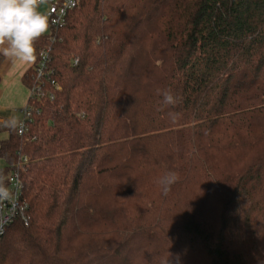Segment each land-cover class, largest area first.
<instances>
[{
    "label": "trees",
    "instance_id": "1",
    "mask_svg": "<svg viewBox=\"0 0 264 264\" xmlns=\"http://www.w3.org/2000/svg\"><path fill=\"white\" fill-rule=\"evenodd\" d=\"M48 30L23 84L46 50L51 98L0 125L28 217L0 264H264V0H80Z\"/></svg>",
    "mask_w": 264,
    "mask_h": 264
},
{
    "label": "clouds",
    "instance_id": "2",
    "mask_svg": "<svg viewBox=\"0 0 264 264\" xmlns=\"http://www.w3.org/2000/svg\"><path fill=\"white\" fill-rule=\"evenodd\" d=\"M42 2L43 0H0V56L7 61L30 64L35 60V43L49 27L47 16L38 10ZM162 94L164 104L178 103V98L171 90H165ZM169 115L175 119V114ZM178 180L177 172H167L159 180L163 193L167 194Z\"/></svg>",
    "mask_w": 264,
    "mask_h": 264
},
{
    "label": "built area",
    "instance_id": "3",
    "mask_svg": "<svg viewBox=\"0 0 264 264\" xmlns=\"http://www.w3.org/2000/svg\"><path fill=\"white\" fill-rule=\"evenodd\" d=\"M80 0H43L41 4L46 5L44 15L47 16L48 28H61L65 25L66 17L73 9L78 7ZM40 4V5H41ZM48 61L47 51H42L39 55V61L34 68L35 85L29 90V96L34 92L40 96L48 95L51 98L50 91H44L43 84L53 85L50 80L48 71L46 70V62ZM58 89L57 85H54ZM29 98V97H28ZM37 113L30 105L26 104L21 110V119L16 123V132L19 136L25 135L27 126L31 122L32 115ZM24 158L22 161H25ZM23 170L19 166L8 176V185L6 188H0V239L6 228L18 220L23 225H27L28 217L26 214V204L22 200V182L20 180V172Z\"/></svg>",
    "mask_w": 264,
    "mask_h": 264
},
{
    "label": "crops",
    "instance_id": "4",
    "mask_svg": "<svg viewBox=\"0 0 264 264\" xmlns=\"http://www.w3.org/2000/svg\"><path fill=\"white\" fill-rule=\"evenodd\" d=\"M38 10L44 14L46 5H39ZM48 32L49 30L44 34ZM33 62L30 64L19 61L12 63L0 56V125L6 121L17 123L21 119L20 112L27 104L29 97V90L23 84V76L32 67ZM6 138L7 133L0 131V142ZM2 164L0 169L5 166L3 161Z\"/></svg>",
    "mask_w": 264,
    "mask_h": 264
},
{
    "label": "rangeland",
    "instance_id": "5",
    "mask_svg": "<svg viewBox=\"0 0 264 264\" xmlns=\"http://www.w3.org/2000/svg\"><path fill=\"white\" fill-rule=\"evenodd\" d=\"M2 164V161L0 160V165ZM3 165V164H2Z\"/></svg>",
    "mask_w": 264,
    "mask_h": 264
}]
</instances>
